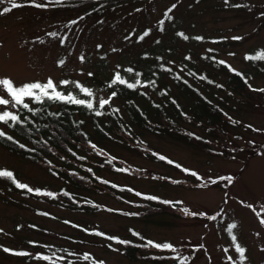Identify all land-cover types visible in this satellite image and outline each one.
Returning <instances> with one entry per match:
<instances>
[{"label": "rangeland", "instance_id": "1", "mask_svg": "<svg viewBox=\"0 0 264 264\" xmlns=\"http://www.w3.org/2000/svg\"><path fill=\"white\" fill-rule=\"evenodd\" d=\"M15 2L22 6L0 14V77L17 86L49 78L72 86L81 80L107 97L101 85L113 70L128 63L145 67L157 50L183 75L180 62L190 61L189 53L190 64L213 83L206 87L204 78H189L196 87L187 97L168 71L162 76L183 111L174 125L157 121L165 129L205 137L200 143L128 122L127 131L94 135L96 142L81 144L76 154L55 150L48 160L32 161L0 144V167L40 190L8 187L0 179V264H173L184 256L189 258L184 264H240L233 235L246 250L244 264H264V59L258 68L245 58L248 51H264V0H35L44 8L30 0ZM4 7H11L7 0L0 12ZM53 32L57 35H49ZM184 34L202 39L187 40ZM218 60L244 70L247 85L233 87L235 80L229 81ZM199 95L211 98L216 116L190 108ZM0 96L10 101L0 110L11 109L2 88ZM111 99L124 108L121 97ZM142 194L177 209L148 212ZM183 208L205 215H185ZM121 240L168 242L176 251L144 246L130 258Z\"/></svg>", "mask_w": 264, "mask_h": 264}, {"label": "trees", "instance_id": "2", "mask_svg": "<svg viewBox=\"0 0 264 264\" xmlns=\"http://www.w3.org/2000/svg\"><path fill=\"white\" fill-rule=\"evenodd\" d=\"M161 21H163V23H161ZM161 21L159 23V29L163 30L164 18H161ZM184 37H187V40H195L196 37L201 36L196 34H184ZM261 51V49L248 51L245 57L246 55L254 56L257 52ZM151 55L154 60L150 63H146L145 67L128 63L123 69L118 68L113 70L107 79H105L107 81L105 82L104 80L101 85L102 88H108L107 97L100 98V96H97L93 84L81 80H75L72 86H61L53 81L57 91L65 95L71 92L77 99L91 101L93 104L92 109H88L86 105H77L66 101L44 98L42 102H37L32 98H25L24 102L29 105L28 109L22 106H12L11 109L0 110V112L5 110L12 111L20 118V122L16 124H13L11 121L7 123L0 122V131L6 133V136L0 137V144L9 151L17 152L32 161H38L41 158L48 160L52 156H55V150L65 154H73V152L76 154L81 144H93L96 142L95 139H93L94 135L95 138H109L114 135V131H127V128L131 125L128 122H132L137 127L153 131L154 133L170 132V134L175 136H183L185 139L200 143L205 137L194 132H179V130L173 126L165 129L164 125L157 121L160 118H165L171 125H174L173 122L176 119L182 118L183 111L175 93H170V84L162 80V76L165 71H168L170 73V79H172L177 88L188 93L187 97H190L192 93H194L192 92V87H196L189 78H195L197 81H199L198 79L204 78L206 82L204 80L203 82L206 87H209L213 82L211 81L210 83L207 76L201 72H197L194 66L190 64L191 58L189 53H186L185 58L190 61L183 60L180 62L181 69L185 72V75L181 74L180 70L172 65L174 60L171 57L165 56L158 50L151 52ZM210 57L212 58L213 54H210ZM246 60L252 66H258L259 68L258 62L260 60ZM220 61L223 60H218V62L223 66L222 69L228 74L229 81L235 80L236 84H234L233 87H244L247 85L248 76L244 70L233 69L228 62L224 61V63L221 64ZM214 64H216V62ZM128 69H132V71L129 72L127 71ZM117 73L126 81L125 84H120L119 82L112 83ZM137 79L141 81L139 85L133 88L127 86L128 83L135 84ZM37 81L41 83L47 82V80H32L29 82ZM77 82L83 87L91 89L93 93L92 96H88L81 92L80 89L76 87ZM113 92L116 93L115 96L118 95L121 97L124 106L123 109L112 101ZM200 97V95L196 97L192 104L190 102V108H193L198 115L209 113L216 116L214 112L215 107L209 103L211 102V98L206 96L202 99ZM101 99H109V103L101 107L99 103ZM208 110L210 112H207ZM97 112L101 114L97 115ZM86 123H90L91 127H88L89 129L86 127ZM7 136H11L12 140L7 139ZM113 137L118 139L117 136ZM20 145H24V147L22 148ZM158 159L168 163L166 158L161 159L158 157ZM171 163L178 166L174 161H171ZM0 170L11 171L14 178L18 180V176L12 169L0 167ZM73 174L77 179L80 178L75 171ZM0 179L6 181L8 187L17 188L12 182V179L7 177H0ZM142 196L145 198L143 203L148 212L149 209L159 210L157 208L163 207L171 210L177 209L175 204H166L164 201L167 200H163L160 197H156L157 199L153 200L149 199V197L154 196L148 194H142ZM124 241H128V243H123L124 247L122 251L130 258L136 255L139 248L145 246L142 242ZM161 259L165 260L163 258ZM182 259L183 258L175 259L173 264L182 263Z\"/></svg>", "mask_w": 264, "mask_h": 264}, {"label": "snow or ice", "instance_id": "3", "mask_svg": "<svg viewBox=\"0 0 264 264\" xmlns=\"http://www.w3.org/2000/svg\"><path fill=\"white\" fill-rule=\"evenodd\" d=\"M8 3H10L11 7H4L2 9V12H0V14H6L9 13L12 9H16L21 7V4H18L15 2V0H7ZM225 2L227 3V0H225ZM5 3V0H0V4ZM30 3L33 4V6L37 7V8H44L47 5L43 4V3H35V0H30ZM238 6V5H237ZM175 8V5H172L166 12H165V16L168 19H171V17L169 16V13L172 11V9ZM70 23L75 24L76 21H71ZM161 23H163V21H161ZM49 35L51 36H56L57 33L53 32V33H49ZM145 36L148 35V32L145 31L144 33ZM179 35H183V33H180ZM187 38V37H186ZM196 39H202L201 37H196ZM233 39L239 40L241 39V37H233ZM64 41L61 40V43H63ZM99 47V45L97 46ZM246 59L249 60H261L264 59V51L261 52H257L254 56H247L245 57ZM81 59H83V57H81ZM60 64H63V61L59 62ZM221 64L224 63V61H220ZM127 71L131 72L132 69H128ZM91 75V73L89 74ZM139 75V74H137ZM119 82L120 84H125L126 81L120 76L119 73H117L112 81V83H117ZM61 84H67L69 83L68 81H60ZM141 83V81L139 79L136 80L135 84H131L128 83L127 86L129 88H133L136 85H139ZM76 87L80 89L81 92L87 94L88 96H92V90L86 87H83L82 85L79 84V82L76 83ZM0 88H2L4 90V92L7 93L8 97L11 98V103L13 107L16 106H22L25 109L29 108V105L27 103H25V98H32L34 101L37 102H42V100L44 98H47L49 100H58V101H66L69 103H73V104H77V105H86V107L88 109H92L93 108V104L91 101H85L83 99H77L71 92H69L67 95H65L64 93L57 91L56 86L54 85V82L51 78H49L47 80V82L45 83H41V82H27V83H23L22 85H15L14 82L8 78V77H0ZM115 92L112 93L113 96H115ZM110 99V98H109ZM109 99H101L100 100V106L103 107L104 105L109 103ZM10 103L9 99H5L2 96H0V105H8ZM97 115H100V112L96 113ZM8 121H11L13 124L19 123L20 122V118L17 114L13 113L12 111H2L0 112V122H4L7 123ZM6 136V133H4L3 131H0V137H4ZM7 139L12 140L11 136H7ZM20 147H24V145H20ZM161 159H164V157H160ZM169 163H171V161H169ZM179 167V165H178ZM185 172H188V169H184ZM191 175L196 176L197 174L195 172H192ZM0 177H7L12 179V182L15 184V186L19 189H26L28 192H33L35 191L37 194L40 193L39 189H32L31 187H29L27 184L25 183H21L18 180H16L14 178V175L11 171L8 170H0ZM219 179L224 180L227 179L229 183H231L232 178L231 177H220ZM211 183H216L215 180H211ZM46 195L51 196L52 193H45ZM149 199H157L156 197H149ZM164 203H170L169 201H164ZM249 207H251V205H249ZM182 211L184 212L185 215H191V216H196V215H205V213L201 212V213H196V212H190L188 208H183ZM219 215V213L217 214ZM208 219L210 220H215L216 216H209ZM262 224H264V219H261L260 221ZM236 228V224H230L228 226V231L231 232L232 229ZM97 235H101L103 236L104 233H96ZM109 239L112 240H116V237H108ZM236 236H232V241L233 244L235 246V250L238 253V257H239V262L240 264H244V261L246 260V256H245V248L243 246H241L239 243L236 242ZM119 243H128V241H119ZM145 246H152L154 248L157 249H170L172 251H176V249L174 248L173 244L168 243V242H164V243H155L152 240H148ZM201 247H203V245H201ZM4 252H9L12 253L14 255L17 256H27L29 255V253L23 252V251H14L13 249H9V248H4L3 249ZM44 260H48L49 257L44 256L43 257ZM85 259H88L87 256H85ZM189 258L187 256H184L182 259V264H184V262H186ZM230 261L232 260V257L228 258ZM100 264H103V262L101 261Z\"/></svg>", "mask_w": 264, "mask_h": 264}]
</instances>
